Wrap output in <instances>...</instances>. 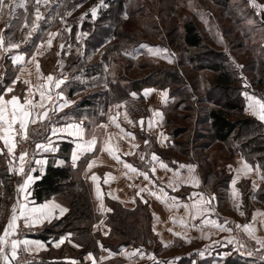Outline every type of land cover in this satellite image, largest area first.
Listing matches in <instances>:
<instances>
[{
    "label": "crops",
    "instance_id": "crops-1",
    "mask_svg": "<svg viewBox=\"0 0 264 264\" xmlns=\"http://www.w3.org/2000/svg\"><path fill=\"white\" fill-rule=\"evenodd\" d=\"M4 36L5 47H7L9 38L8 36L6 37V33H4ZM47 36L35 44L32 42L19 44L23 42V40H20V42H17L19 48L11 49L7 52L0 49V95H5L6 98H10L11 95L15 94L21 97V102H23V98L29 96L30 85L24 83L27 80L33 86L31 87V92L34 95L30 96V98L39 104L40 95L36 86L45 84L48 75H52L54 79L63 80L59 88H56L54 85L51 87L52 99L44 101L45 108L48 110V116L44 120L47 134L37 143L47 145L51 150L37 149V143H34L30 153L26 156L25 173H30L35 178L27 189L30 195L27 196L26 200L23 193L18 194L17 192L18 185L22 184L24 179H26L25 173L17 175L15 172L9 171L10 166H19L17 147L13 157L8 154L7 149L0 142V149H3V152L0 153V167L6 168L8 173L18 177V181L13 184L11 191L2 194L4 203L0 214V235L3 234L4 226L12 214V206L18 200L21 204H27L29 208L54 202L68 209L65 204L55 197L37 202L32 197V187L34 182L45 172V168L50 161L56 165L64 164L63 156L65 152L61 149L63 142L72 145L69 152V161L72 164L71 155L77 143V138L69 135L67 131L61 130L66 129L68 125H81L85 132V140H89L93 136L97 140L93 150L81 155L75 167L79 169L81 178L88 183L95 210L101 215L100 219L92 225V230L97 232L102 238H108L110 227L106 223V214L111 211L110 202L119 204L128 210L145 206L150 216V229L153 242L147 246L119 244L116 248L112 249L99 241L97 254L87 251L79 257L77 253L80 252L81 246H74L78 244L73 240V236H71L72 242L65 240L59 247L54 246L61 236H65L70 232L62 234L57 238H49L46 241L32 236V234L42 229L54 219L62 217L59 215L58 209L54 210L50 221L45 220L42 224L34 227H25L24 219H19L17 221V230L25 228L28 229L29 234L21 236L18 235L16 230L15 235L10 237L9 240L17 239L22 241L27 239L29 241H40L44 247L39 250H35V247L31 245L26 249L22 245L27 252L38 255L40 260L48 262L59 261L66 264H71L72 261L78 264L81 263V259L82 263L92 264L91 260L86 259L88 253L93 254L97 264L106 261L115 262L116 264H178L182 258H189L192 264H224L227 259H232L236 255L239 256L235 248L236 236L239 232H244V230L242 227L237 228L236 226L253 223L252 216L254 213H264V193H260L261 188L264 186V181H261L260 176L255 171V167L258 164L246 160L237 149L232 147L230 140L227 142L214 141L211 146L209 144V146H200L192 136L185 134V132H177L168 128L166 126V116L168 111H170V107L175 102V98L169 89L146 87L139 92L133 91L130 93V97L110 104L103 113L102 118L98 120L90 118L86 108L78 106L82 97L81 92L76 91V87H74L73 92L69 93V83L75 82L76 79H70L66 74L59 73L57 61L54 58L56 50L53 49V45L51 47L48 46ZM11 41L15 43L14 40ZM223 52L229 57L238 72L240 93L244 100V113L260 121L250 110H247L248 101L244 93L247 92L262 99L264 82L256 72H253L252 75L246 74L244 64L238 63L232 53L227 52L225 49ZM16 55H22L24 57L23 62L13 64L12 57ZM254 60L256 62H264V56L254 57ZM37 63L39 64V72H37ZM236 65H242V68H237ZM255 71H257V68H255ZM17 76L20 79L13 84L12 81ZM212 76L209 77L207 85L210 84ZM245 84L248 87H245ZM6 87H12L13 93H5L3 90ZM145 90L151 91L145 95ZM45 91L47 92V87H45ZM164 92L167 93L166 102L162 99V93ZM58 93L60 94L59 96ZM85 93L83 92V94ZM66 101L67 103L65 104ZM133 103L137 105L140 103L142 108L139 109L138 106L130 108L129 105ZM117 105H120V107H117ZM209 106L208 104L206 108ZM36 111H43V109L37 108ZM156 111L163 114L162 120L154 117L153 113ZM125 113H127L129 119L134 123L130 124L124 119ZM110 117H115V123L112 122ZM150 119L153 120L151 128L148 126ZM141 120H143V125L140 123ZM260 122L264 125V121ZM117 123L120 125L119 128L116 127ZM101 125H105L106 128H101ZM207 127L208 124L205 123V128L208 130ZM53 129L56 130L55 134L53 133ZM126 133H131L132 135L129 136ZM161 133H163V136H161ZM109 137H111V143L119 149L117 154L121 160L132 164L133 167L140 171L148 172L149 180L153 183H149V180H145L142 175L130 172L124 168L122 163H118L113 159L107 151L102 150ZM164 137H167V140H164ZM16 140L18 144L20 137L17 136ZM145 140L149 141L147 145L144 143ZM133 145H136V147H133ZM215 149H220L218 150L219 154L214 155L212 158L209 153L211 151L214 152ZM125 153L131 154L125 155ZM152 153H155L167 164L168 169H171V171L160 168L159 163H156V172L153 174L151 171L153 167L151 160ZM141 156L144 157L143 160ZM37 161H41V163H37ZM93 161L94 166L89 169L88 163ZM244 162L250 164L253 167V171L247 176L240 174L237 179L236 187L240 193V211H237L231 199L232 180L238 176V169L242 167ZM182 164L195 165L193 175L199 179V186L192 187L191 184L183 183L174 192L167 185L169 180L174 178L173 174L176 170H179L185 180L189 178L188 169L180 168ZM93 173L99 177L98 182L103 193L104 206L106 209H110V211L101 212L99 210V201L95 197V185L90 178ZM106 173L111 174L107 184L104 183ZM262 174H264L263 171ZM253 181L259 187L254 189ZM144 187L157 192L160 187H163L169 196H176L181 203L186 204H191V201L197 198L192 195L193 193H204L205 199L214 195L216 199L211 202L213 211L206 213V215L209 219L224 225L225 228H230L231 231H222L218 228L203 226L200 224L201 217L192 220L190 214L183 207L169 209L157 200L155 196L149 195L148 192H141L140 195H137V192ZM113 196L116 198L113 199ZM17 212H19V209H17ZM240 212H243L244 215H241ZM154 213L159 217L156 221H154ZM169 217H174L176 220L185 219L188 227H181L178 223L173 224ZM225 221L228 223L225 224ZM154 223L156 227L155 232L153 231ZM192 225H196V227H192ZM255 227L257 229L256 235L264 239V225L260 224L259 217L255 222ZM169 228L186 235L187 240L174 236L172 232L168 231ZM105 233L108 234L105 235ZM166 243L168 244L167 247H165ZM137 249L143 253V256L139 254L134 256L125 255V253H133ZM8 252V259L10 264H12L13 258L10 255V247ZM150 256L154 258H149ZM101 257H105L106 259L101 260ZM0 264H4V262L0 261Z\"/></svg>",
    "mask_w": 264,
    "mask_h": 264
},
{
    "label": "rangeland",
    "instance_id": "rangeland-1",
    "mask_svg": "<svg viewBox=\"0 0 264 264\" xmlns=\"http://www.w3.org/2000/svg\"><path fill=\"white\" fill-rule=\"evenodd\" d=\"M64 1L41 0L37 6L36 0H12V14H9L8 8L0 13V32L6 33V37L15 43L23 40L19 44H35L49 33H57L52 45L56 50L54 58L59 73L83 83L81 61L86 64L100 62L104 52L107 54L103 71L122 72L130 81L144 78L158 70L178 68L193 86L199 110L194 115L183 109L168 111L166 126L192 136L200 146H211L214 142L203 120L204 110L211 104L205 100L203 90L208 86V79L213 72L200 67L204 48L189 49L183 44L184 22L195 20L204 42L217 51L223 52L225 49L232 53L238 63L244 64L246 74L256 72L264 82V62L254 60V57L264 56V9L253 8L248 0H226L224 4V0H104L109 6L98 8L95 19L91 9L99 5L101 0H76L73 7L62 11ZM119 2L118 18L112 19L106 12L103 13L113 9ZM256 3L264 5V0H256ZM37 7L43 19L37 22L38 28L29 35L31 25L36 20ZM101 18L103 26L116 29L117 32L106 40V46L95 50L87 48L84 45L86 37L98 26L96 24ZM25 22L28 27L24 26ZM149 47L167 49L166 55L172 57V62L151 55ZM72 51L73 57L67 60ZM191 55L197 56L194 63L189 59ZM154 77L158 79L157 75ZM212 98L218 103L223 102V94L219 92L214 93ZM140 105L133 103L129 106H138L140 109ZM236 117L232 115L233 119ZM218 150L209 153L212 158L219 154Z\"/></svg>",
    "mask_w": 264,
    "mask_h": 264
},
{
    "label": "trees",
    "instance_id": "trees-1",
    "mask_svg": "<svg viewBox=\"0 0 264 264\" xmlns=\"http://www.w3.org/2000/svg\"><path fill=\"white\" fill-rule=\"evenodd\" d=\"M224 3L226 0L223 1ZM75 4L76 0L64 1L61 7L62 11L73 7ZM120 6L121 3L119 2L113 9L103 13L106 12V15L112 19L118 18ZM103 15L101 17H104ZM102 20L101 18V23L97 22L96 25L98 26L86 37L84 45L87 48L95 50L101 46H106V40L112 38L117 32L116 29L112 30L103 26ZM15 22L17 23V21ZM181 39L189 49H205L201 56L200 67L213 72L210 84L203 90L205 100H209L211 103L204 110L203 120L204 123L208 124L207 128L211 133L212 140L220 142L230 140L234 149H237L246 160L261 165L264 172V125L244 113V100L240 93L238 72L233 63L224 52L217 51L204 42L195 20L184 22ZM73 52L70 53L67 60L73 57ZM85 52L83 54H86ZM106 54L107 52L102 54V61L100 62L86 64L81 61L82 72L80 74L84 78V83L83 81L69 83V93L73 92L74 87H76V91L81 92L82 97L78 106L86 108L90 118L97 120L102 118L110 104L124 100L130 97L131 92H139L146 87L169 89L175 98L174 104L170 107L172 112L183 109L194 115L199 110L198 97L193 91V86L185 76H182L178 68L158 70L144 78L130 81L124 77L122 72L116 74L103 71L102 66L105 65ZM196 58L195 55L189 56L192 63L196 61ZM156 75L158 79H154ZM83 92L86 93L83 94ZM216 92L223 94L222 103H218L212 98ZM233 114L237 115L234 119L232 118ZM71 147L70 143L63 142L61 144V149L65 152L64 164L56 165L50 161L45 172L34 182L32 187V197L37 202L55 197L68 207V212L59 219H54L32 236L46 241L49 238H57L70 232L76 244L81 246L80 252L77 253L79 257L87 251L97 254L99 241L112 249L119 244L150 245L153 242L150 216L145 206L128 210L119 204L110 202L111 211L106 214V223L110 227L108 238L104 239L92 230V225L100 219L101 215L95 210L88 183L81 178L79 169L73 167L69 161ZM17 181L18 177L8 173L6 168L0 167V214L4 203L2 194L10 192L13 184ZM260 193H264V186ZM80 261L81 263L78 264H86L82 263V259ZM113 263L115 262L106 261L101 264ZM32 264L66 263L40 260ZM178 264L192 263L189 258H182ZM224 264L264 263L236 255L232 259H227Z\"/></svg>",
    "mask_w": 264,
    "mask_h": 264
},
{
    "label": "snow or ice",
    "instance_id": "snow-or-ice-1",
    "mask_svg": "<svg viewBox=\"0 0 264 264\" xmlns=\"http://www.w3.org/2000/svg\"><path fill=\"white\" fill-rule=\"evenodd\" d=\"M41 0H36L37 6L40 4ZM249 5H251L253 8H256L258 10L264 9V5L257 4L256 0H248ZM109 5L104 3V0H101L100 4L96 7H93L91 9V13L93 16V19H95L97 15L98 8H106ZM5 8L9 9V14L11 15L14 11L13 2L12 0H8L6 3V0H0V13L3 12ZM36 20L33 21L31 25V30L29 31V35H31L32 31H35L38 28V21L43 19L42 15L40 14L39 7L36 9ZM251 23V21H249ZM11 25L9 24V27ZM25 27H28L27 22H25ZM49 38L47 40V44L49 47L52 46L53 38L57 35V33H49ZM62 47V46H61ZM19 48L18 43H13L11 41V38L8 39L7 47H5V36L2 32H0V49L7 52L11 49ZM148 51L151 55L159 56L163 59L168 60L169 63L172 62V57L170 55H166L167 49H161V48H152L149 47ZM24 57L22 55H16L12 57V63L17 64L23 62ZM237 68H242V65H236ZM37 72H39V64L37 63ZM20 79L19 76L16 77L15 80L12 81L13 84H15ZM25 84H29V96H26L23 98V102H21V97L13 94L10 98H6L5 95H0V142L3 143L4 147L7 149V152L10 156L14 157L15 149L17 147V140L16 137L19 136L21 139H27V126L29 123H36L37 120L44 121L46 117L48 116V110L45 108L44 101L51 100V87L54 85L56 88H59L60 85L63 83V80L60 79H54L52 75H48L46 77L45 84H40L37 87V90L39 91L40 95V102L39 104L30 96H33L34 93L31 92V87H33L30 84V81L25 80ZM45 87H47V92L45 91ZM245 87H248L247 84H245ZM5 93H13L12 87H6L3 90ZM151 90H145V95L148 94ZM60 94L58 93V96ZM244 96L246 97L248 101L247 110H250L253 115L257 116V118L260 121H264V99H259L255 95H250L249 93L245 92ZM162 99L166 102L167 101V93H162ZM67 101L65 102V104ZM117 107H120V105H117ZM37 108L43 109V111H36ZM119 115V113H117ZM154 117H158L160 120L163 119V114L159 111H156L153 113ZM113 123H115V117H110ZM124 119L127 120L128 123H134L131 119H129L127 113L124 115ZM141 125H143V120L140 121ZM18 125V128H17ZM149 128L153 126V120H149L148 124ZM101 128H106L105 125H101ZM116 127H120V125L117 123ZM61 131H67L69 135L74 136L77 138V143L75 147L72 150V165L73 167H76L77 161L80 159L81 155H83L85 152H91L93 148L96 146L97 140L96 137L93 136L89 140H85V132L81 125H68L66 129H62ZM123 131V129H121ZM56 130L53 129V133L55 134ZM126 135L131 136V133H126ZM161 136H163V133H161ZM164 140H167V137H164ZM144 143L147 145L149 143L148 140H145ZM163 143V141H161ZM133 147H136V145H133ZM37 149L41 150H51L47 145L37 143L36 144ZM103 151H107L108 154L115 159L118 163H122L124 168L128 169L132 173H136L137 175L144 176L145 180H149L148 172L140 171L137 168L133 167L132 164H129L127 162H124L121 160L120 156L117 154L119 152V149L111 143V137H109V140L105 143ZM3 152V149H0V153ZM131 153H125V155H130ZM26 152H21L19 154V166L18 167H9L10 172H15L17 175L21 173H25V163H26ZM141 159L143 160L144 157L141 156ZM151 160L153 162V167L151 169L152 173L155 174L156 168L155 164L159 163V167L162 169H167L171 171V169H168V165L165 164L155 153H152ZM37 163H41V161H37ZM94 166V161L88 163V168L91 169ZM231 167V166H229ZM180 168H187L189 172V178L184 179L179 170H176L173 174L174 178H171L168 182V187L171 188L174 192L181 186L183 183L191 184L192 187H198L199 186V179L193 175L195 170V165H180ZM34 171V169H33ZM253 171V167L248 164L247 162H244L242 164V167L238 169V176L232 180V191H231V199L233 200L234 207L237 211H240V200H239V190L236 187L237 179L239 178V175L242 174L244 176H247L249 173ZM256 173L260 176L261 181H264V174H262V166L257 165L255 167ZM26 179H24V182L17 187V192L24 194V199H27V196L30 195V193L27 191L29 185L33 182L35 179L30 173H25ZM111 174L106 173L104 183L109 182ZM91 180L93 181V184L95 185V197L99 201V210L101 212L104 211H110V209H106L104 206L103 201V193L99 186V177L93 173L91 175ZM149 183H153L151 180H149ZM259 185L253 181V188H257ZM141 192H148L149 195L155 196L157 200H159L161 203L165 205V207L172 209V208H180L183 207L187 213L190 214L192 220H196L198 217H201L200 224L203 226H210L213 228H218L222 231H231L230 228H225L224 225H221L217 223V221L209 219L206 215V213H210L213 211L211 207V202L216 199L214 195L209 196L207 199H205L204 193H193L192 195L197 197L196 199L191 201V204L181 203L176 196H169V194L165 191L163 187L159 188V191H151L147 187L141 188L139 192H137V195H140ZM111 195V194H110ZM115 199L116 197H112ZM147 203V201H145ZM17 209H19V212H17ZM55 209L59 210V215L63 216L64 213L68 211L67 208L62 207L59 204H56L54 202H48L45 204H42L38 207L29 208L27 204H21L19 203V200L16 204L12 206V214L8 219L7 224L4 226L3 234L0 235V261H3L4 264H10V261L8 259L9 252L8 249L10 247V255L14 259L17 254V249L21 244L25 246L27 249L28 246H34L35 250H39L40 248H43L44 245L40 241H29L27 239L25 240H17V239H11L10 237L14 236L16 233V230L18 228L17 221L21 218L24 219V226L25 227H34L36 225L42 224L45 220H51L53 216V212ZM241 215H244L243 212H240ZM154 221L158 220L159 217L153 214ZM260 218V224L264 225V213L257 212L254 213L252 216L253 223H246L243 226L237 225V228H243L244 232L247 233L250 239L255 240L256 244L259 245V248L256 249L257 252H260L261 250H264V239H261L256 235V227L255 222L257 221V218ZM169 219L172 220L173 224H179L181 227H188L187 222L185 219L181 218L180 220H176L174 217H169ZM102 223V222H101ZM228 222L225 221V224ZM192 227H196V225H192ZM202 230V229H201ZM153 231H156L155 223L153 224ZM169 232H172L174 236L180 237L182 239L187 240L186 235L182 234L179 231H173L172 228L168 229ZM108 233H105L107 235ZM159 234V233H157ZM71 233L66 234L65 236H61L59 241L55 242L56 247H59L61 244L65 242V240L71 241ZM231 242V241H229ZM99 243V242H98ZM171 243V242H168ZM79 247V245H74ZM168 244H165V247H167ZM102 247V246H101ZM243 247V245H241ZM141 255L143 256V253L137 249L133 253H125L127 256H134V255ZM111 255V253H109ZM203 255V253H201ZM251 255V253H249ZM149 258H154L150 256ZM87 260H91L92 264H97V261L92 253H88ZM106 259L105 257H101V260ZM71 264H76L75 261H72Z\"/></svg>",
    "mask_w": 264,
    "mask_h": 264
},
{
    "label": "built area",
    "instance_id": "built-area-1",
    "mask_svg": "<svg viewBox=\"0 0 264 264\" xmlns=\"http://www.w3.org/2000/svg\"><path fill=\"white\" fill-rule=\"evenodd\" d=\"M262 99H264V91L262 92ZM47 134V127L45 121L37 120L36 123H30L27 128V139H21L17 144V152L29 153L31 147L34 143L42 140ZM18 235H28L29 231L25 228H19L17 230ZM243 245V247H241ZM236 252L246 258L256 260L258 262L264 263V250L257 252L256 249L259 245L253 239H250L248 235L244 232H239L236 236ZM251 253V255H249ZM40 261V257L36 254H31L27 252L23 245L21 244L17 249V254L14 259H12V264H32Z\"/></svg>",
    "mask_w": 264,
    "mask_h": 264
}]
</instances>
